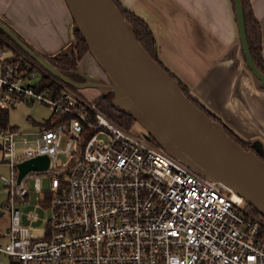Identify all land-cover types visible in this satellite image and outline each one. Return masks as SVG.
<instances>
[{
  "label": "built area",
  "instance_id": "built-area-1",
  "mask_svg": "<svg viewBox=\"0 0 264 264\" xmlns=\"http://www.w3.org/2000/svg\"><path fill=\"white\" fill-rule=\"evenodd\" d=\"M7 42V40H6ZM0 47V108L49 106L28 141L20 127L0 126L1 160L9 177V225L0 253L10 264H264V217L236 193L189 168L142 134L125 129L15 44ZM51 85H43L42 77ZM34 79L35 81H30ZM30 119V113L25 117ZM18 147H24L17 152ZM48 156V166L17 181V164ZM47 210L23 220L28 180ZM0 264H4L1 263Z\"/></svg>",
  "mask_w": 264,
  "mask_h": 264
},
{
  "label": "water",
  "instance_id": "water-1",
  "mask_svg": "<svg viewBox=\"0 0 264 264\" xmlns=\"http://www.w3.org/2000/svg\"><path fill=\"white\" fill-rule=\"evenodd\" d=\"M61 1L67 16L65 20H58L59 26L51 22L55 32L44 41L47 44L39 42L42 35L37 37L20 26L19 20L12 19L1 8L0 30L63 82L79 89H96L98 95L112 93L114 109L132 117L144 130V137H152L171 156L236 193L264 215V160L260 157H264V124L244 99L240 78L234 84V94L258 129L257 134L246 139L252 149L243 147L220 122L189 99L179 80L146 51L133 25L123 17L113 0ZM232 3L239 40L238 55L245 63L241 71L249 84L264 89V72L256 66L249 50L242 2L232 0ZM77 32L105 78L79 69L68 74L47 59L59 50L72 57L71 38L74 39ZM27 36L39 47H34ZM205 104L209 106L207 99ZM218 114L231 125L227 112L219 110ZM48 161L47 155H39L19 162L17 181L28 171L47 168Z\"/></svg>",
  "mask_w": 264,
  "mask_h": 264
},
{
  "label": "crops",
  "instance_id": "crops-1",
  "mask_svg": "<svg viewBox=\"0 0 264 264\" xmlns=\"http://www.w3.org/2000/svg\"><path fill=\"white\" fill-rule=\"evenodd\" d=\"M120 1L149 23L160 58L163 52L179 57L187 73L185 77L175 76L188 88L191 97L202 102L207 99L209 107L227 112L231 125L240 134L249 137L258 133L233 91L239 77L244 99L264 124V91L249 84L241 71L245 63L238 55L239 40L231 0ZM250 4L260 24L264 59V0H250ZM0 8L37 37L42 35L41 44H47L44 41L55 32L51 22L59 26L58 20H65L67 16L61 0H0ZM27 39L39 47L30 37Z\"/></svg>",
  "mask_w": 264,
  "mask_h": 264
},
{
  "label": "rangeland",
  "instance_id": "rangeland-1",
  "mask_svg": "<svg viewBox=\"0 0 264 264\" xmlns=\"http://www.w3.org/2000/svg\"><path fill=\"white\" fill-rule=\"evenodd\" d=\"M7 40L5 47H9V43H12L9 39ZM72 47L75 43V38L72 39ZM73 49V48H72ZM58 52H64L63 50H59ZM57 52V53H58ZM166 52L161 53V61L164 67L170 72H172L176 76L185 77L184 74L187 73V70L182 69V62L179 57L174 54H165ZM76 69L92 72L95 75L105 78V75L97 68L94 60L92 59L89 52L85 53L83 57L78 60ZM30 81H35L31 79ZM71 86V85H70ZM72 89L81 97L92 100L95 98L99 91L93 88H76L71 86ZM264 91V89L262 90ZM30 113V119L26 120V115ZM52 113V109L49 106L36 104L31 108L26 104H17L8 108V123L13 126L20 127L21 135L18 137L19 141L23 139L28 140L24 147L31 146L30 142L34 135L31 134L33 131H36L38 128V122L40 120L47 119ZM24 147H18L17 152L22 150ZM1 151H0V176H4L5 178L9 177V169L8 166L4 163L3 159L1 160ZM40 184L42 188V193H38L34 191L33 188V180H28L26 183V187L29 189V197L27 204H19L16 203L15 206L18 207L21 211L23 220L25 213L27 211L32 210L34 213L38 214V219L33 223V228L37 233L41 231V228L45 225V219L47 217V210H45L42 206H40V200L44 197V191L49 189L50 186V177L47 173L41 172L39 174ZM8 196V187L5 185V182L0 178V210L2 214L0 215V233L3 232L7 226L9 225V208L6 207L5 202ZM27 222V221H26ZM0 262L4 264H10V257L7 255L0 253Z\"/></svg>",
  "mask_w": 264,
  "mask_h": 264
},
{
  "label": "trees",
  "instance_id": "trees-1",
  "mask_svg": "<svg viewBox=\"0 0 264 264\" xmlns=\"http://www.w3.org/2000/svg\"><path fill=\"white\" fill-rule=\"evenodd\" d=\"M113 2L118 6L123 17L127 19L133 25L134 30L141 44L146 49V51L151 55L153 59H155L157 62H159L164 67L158 55L156 40H155L153 31L149 23L144 18H142L140 15H138L137 13L133 12L131 9L123 5L120 0H113ZM241 2L243 5L245 30H246L249 50H250L251 56L256 66L261 71L264 72V59L262 56V41H261L260 24L255 18V15L253 13V10L250 4V0H241ZM5 38H6L5 34L0 30V47H5V44H6ZM87 52H88V47L86 45V42L84 41L80 33L77 32L76 37H75V43L72 49V57L68 56L64 52H58L54 56L50 57V62L61 70H74L76 69L78 60H80L83 57V55ZM169 73L173 77L176 78V76L171 71ZM42 82H43V85L52 84V81H50L48 77H45V76L42 77ZM179 82L181 84V87L184 93L193 102L192 100L193 98L189 94L188 88L180 80ZM112 98H113L112 93H107L106 95H97L94 98V104L105 116H107L111 121H113L117 125L125 129L131 128V126L134 123L133 118L128 116L127 114H124L122 112L115 110L112 105ZM0 126H3V127L9 126L7 108H0ZM149 140L152 143L156 144L155 140L152 137H149ZM249 206L253 211L258 213L260 216L264 217L263 214H261L256 209H254L251 205Z\"/></svg>",
  "mask_w": 264,
  "mask_h": 264
},
{
  "label": "flooded vegetation",
  "instance_id": "flooded-vegetation-1",
  "mask_svg": "<svg viewBox=\"0 0 264 264\" xmlns=\"http://www.w3.org/2000/svg\"><path fill=\"white\" fill-rule=\"evenodd\" d=\"M51 57V56H50ZM50 57H47V59L50 61ZM244 60V59H243ZM52 64V63H51ZM68 74H71L74 70H62ZM72 77L76 80H78V76L76 75H72ZM181 85V84H180ZM193 98V97H192ZM193 102H195V104L200 107L201 109H203L206 113H208V115H210L214 120H217L218 122H220L224 129L226 130V132L231 135V137H233L235 140H237L243 147H245L246 149H252L251 144L249 142H247V136L240 134L235 127H233L232 125L224 122L223 117L218 114L219 110L209 107L207 104H205V102H202L200 100L197 99H192ZM242 130H247V128L242 129ZM263 160L264 157L260 156Z\"/></svg>",
  "mask_w": 264,
  "mask_h": 264
}]
</instances>
